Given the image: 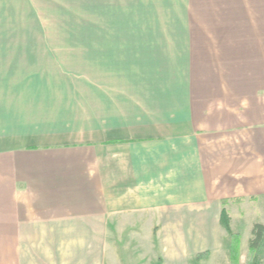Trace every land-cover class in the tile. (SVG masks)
<instances>
[{"label":"crops","instance_id":"obj_1","mask_svg":"<svg viewBox=\"0 0 264 264\" xmlns=\"http://www.w3.org/2000/svg\"><path fill=\"white\" fill-rule=\"evenodd\" d=\"M101 2L80 58L36 0H0V264L229 251L223 200L243 263L264 220V0Z\"/></svg>","mask_w":264,"mask_h":264},{"label":"rangeland","instance_id":"obj_2","mask_svg":"<svg viewBox=\"0 0 264 264\" xmlns=\"http://www.w3.org/2000/svg\"><path fill=\"white\" fill-rule=\"evenodd\" d=\"M106 4L117 3V0H104ZM36 3L41 4L38 9L37 16L44 19L47 23L49 35H61L63 43L69 37H77L76 51L80 58H84L86 53V36L89 29L88 23L94 24V35L101 33L102 21V2L101 0H36ZM45 5V6H44ZM55 7V8H54ZM105 15L109 17V12L105 11ZM109 18L105 21L106 26L109 24ZM108 28V26H107ZM93 34V33H91ZM252 238L250 235L249 241ZM243 243V236H242ZM243 245V244H242ZM249 250V242L243 249V263H246ZM197 252L187 250L185 252V261L183 264H229V251L226 248L213 251L211 256L202 261L196 262L195 255ZM169 264H175V253H169ZM262 264H264V252L261 255Z\"/></svg>","mask_w":264,"mask_h":264},{"label":"trees","instance_id":"obj_3","mask_svg":"<svg viewBox=\"0 0 264 264\" xmlns=\"http://www.w3.org/2000/svg\"><path fill=\"white\" fill-rule=\"evenodd\" d=\"M227 200H223V209L221 213V225L231 235L232 241L229 250L231 264H262L261 255L264 252V220L254 224L252 229V238L249 241V250L246 263H242V234L232 231L230 226V217L225 208ZM211 256V251L200 252L195 256V261L200 262ZM153 264H164V257L160 255Z\"/></svg>","mask_w":264,"mask_h":264}]
</instances>
